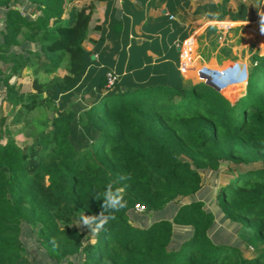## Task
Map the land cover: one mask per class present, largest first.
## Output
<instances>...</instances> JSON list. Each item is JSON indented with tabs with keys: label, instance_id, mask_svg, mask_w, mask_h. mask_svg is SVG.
<instances>
[{
	"label": "trees",
	"instance_id": "16d2710c",
	"mask_svg": "<svg viewBox=\"0 0 264 264\" xmlns=\"http://www.w3.org/2000/svg\"><path fill=\"white\" fill-rule=\"evenodd\" d=\"M96 1L0 0V90L32 140L20 146L0 113V264H29L24 226L55 264H264V56L235 101L203 83L108 89L105 71L73 105ZM28 71L27 89L11 82ZM226 163L243 170L204 195V173ZM108 185L125 206L81 229Z\"/></svg>",
	"mask_w": 264,
	"mask_h": 264
},
{
	"label": "crops",
	"instance_id": "0c3cea01",
	"mask_svg": "<svg viewBox=\"0 0 264 264\" xmlns=\"http://www.w3.org/2000/svg\"><path fill=\"white\" fill-rule=\"evenodd\" d=\"M90 28L91 62L71 104L88 99L85 88L105 71L132 85L190 89L244 68L222 90L237 100L255 56H264V0H100Z\"/></svg>",
	"mask_w": 264,
	"mask_h": 264
},
{
	"label": "rangeland",
	"instance_id": "374dc122",
	"mask_svg": "<svg viewBox=\"0 0 264 264\" xmlns=\"http://www.w3.org/2000/svg\"><path fill=\"white\" fill-rule=\"evenodd\" d=\"M80 5H87L86 3H84V0H80L79 2ZM2 11L0 10V25L2 22ZM244 69V68H242ZM241 69V70H242ZM65 74V70H63L62 68L57 70L56 74L53 75H64ZM53 75H46L44 73H40L39 74V79L41 81H47L49 80ZM31 78H32V72L28 71L27 73H25L23 76H15L11 79L12 83H16L17 86H19L20 88L23 89H27L28 86L31 83ZM235 81V80H233ZM246 82V81H245ZM237 96V95H236ZM236 96H234L232 99L230 100H235ZM75 99V98H74ZM84 99H86L84 96L82 97V100L80 101H74L73 105H76L79 102H83ZM17 109L23 110L25 112V108H23L22 105H18L17 107L13 106V104L9 103L6 100V94L4 92V90H0V113L2 115H5L8 117V122L10 123V128H11V135L10 137L12 139H14L20 146H23L25 144L31 143V139L28 138L27 136H25V134L23 133V128H24V122H16L14 124H12V122L14 121V114L15 111ZM243 168L240 165L237 164H232V163H226L222 166L221 170L218 172H207L204 173V195L207 194L209 191H213L211 195L216 194L217 189L224 184L225 179L229 176V175H233V174H237V172L242 171ZM136 220V219H135ZM134 223H138L137 221H134ZM142 224V223H140ZM79 227L85 231H89V229L82 225L81 223H79ZM218 231H227L230 230L232 231L231 227H228L226 223L218 222ZM217 231V232H218ZM21 238L22 241L25 245L26 248V256L29 260V264H55L53 261L49 260L46 255L44 254V252L42 251V249L39 247L38 245V241L36 238V234L35 231L28 226H24L22 234H21ZM94 235L92 236V240H94ZM248 255H251V249H249V251L247 252Z\"/></svg>",
	"mask_w": 264,
	"mask_h": 264
},
{
	"label": "clouds",
	"instance_id": "9594fccd",
	"mask_svg": "<svg viewBox=\"0 0 264 264\" xmlns=\"http://www.w3.org/2000/svg\"><path fill=\"white\" fill-rule=\"evenodd\" d=\"M121 179H126V177L122 176ZM101 199L102 211L99 213V215H81L79 217L80 223L93 232L97 231L110 218V216L106 215V213L119 210L126 204V201H124L122 198L121 190L119 188L114 189L111 185L106 187Z\"/></svg>",
	"mask_w": 264,
	"mask_h": 264
},
{
	"label": "built area",
	"instance_id": "2783aa9c",
	"mask_svg": "<svg viewBox=\"0 0 264 264\" xmlns=\"http://www.w3.org/2000/svg\"><path fill=\"white\" fill-rule=\"evenodd\" d=\"M188 66V60L184 59L183 63H182V67L183 69H187ZM225 73L223 74V78L222 80H205L201 83H203L204 85H208V86H212L220 91H222L226 84H228L229 81L236 79L239 74H246L245 70L242 69L240 70L239 68H235V69H230V68H226ZM118 80V76L112 72L107 73V87L108 89H111L114 84L116 83V81ZM136 211L138 212H142L145 210V207L142 205H136Z\"/></svg>",
	"mask_w": 264,
	"mask_h": 264
},
{
	"label": "water",
	"instance_id": "95a60500",
	"mask_svg": "<svg viewBox=\"0 0 264 264\" xmlns=\"http://www.w3.org/2000/svg\"><path fill=\"white\" fill-rule=\"evenodd\" d=\"M47 113L51 117L53 115L54 111L47 109Z\"/></svg>",
	"mask_w": 264,
	"mask_h": 264
}]
</instances>
